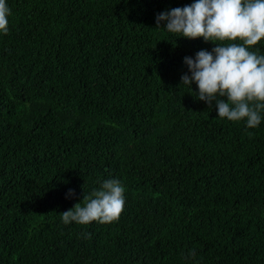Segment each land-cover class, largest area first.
Segmentation results:
<instances>
[{
	"label": "trees",
	"instance_id": "16d2710c",
	"mask_svg": "<svg viewBox=\"0 0 264 264\" xmlns=\"http://www.w3.org/2000/svg\"><path fill=\"white\" fill-rule=\"evenodd\" d=\"M194 2L6 0L0 264H264V112L220 119L181 84L215 45L157 28ZM108 179L117 221L63 223Z\"/></svg>",
	"mask_w": 264,
	"mask_h": 264
},
{
	"label": "clouds",
	"instance_id": "9594fccd",
	"mask_svg": "<svg viewBox=\"0 0 264 264\" xmlns=\"http://www.w3.org/2000/svg\"><path fill=\"white\" fill-rule=\"evenodd\" d=\"M9 15L6 0H0V33H8ZM162 21L170 33L215 45L195 58H184L191 75H182L181 84L195 83L198 99L209 106L215 101L220 119L246 120L248 128L257 127L264 112V54L255 46L264 41V0H195L158 14L157 28ZM124 191L119 180H105L99 190L83 196V206L79 202L61 213L63 223L117 221L124 210ZM74 194L69 190V196Z\"/></svg>",
	"mask_w": 264,
	"mask_h": 264
}]
</instances>
